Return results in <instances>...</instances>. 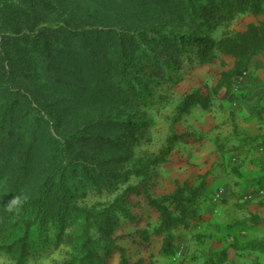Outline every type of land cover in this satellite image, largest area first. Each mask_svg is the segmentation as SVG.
<instances>
[{
  "label": "rangeland",
  "instance_id": "rangeland-1",
  "mask_svg": "<svg viewBox=\"0 0 264 264\" xmlns=\"http://www.w3.org/2000/svg\"><path fill=\"white\" fill-rule=\"evenodd\" d=\"M47 1L56 8L57 14L76 19L83 25L103 20L118 29L128 26V23L114 19L118 17V12L106 10V0ZM46 13L51 19L56 17L54 13ZM143 16L135 17L131 24L140 28L156 26L167 35L194 34L187 26L181 28L179 20L163 21L153 14ZM260 19L264 17L235 15L231 21L220 23L209 34L219 40L242 31L248 23H256ZM63 24H66V20L64 23L58 21L56 26ZM222 61L231 65V60L218 52L215 65L208 67L199 64L192 53L179 51L172 62L175 70L171 78L164 81L146 80L144 86L147 88L143 95L136 92L125 104L123 100H118L113 85L106 86L104 79L91 73V87L94 92L104 95L103 100L92 102L91 95L75 98L65 103V115L56 104L60 97L59 89H48L46 84L27 87L17 81L13 85L37 94L41 105L51 112L53 121H59V131L69 133L78 128L90 132L87 129L91 124L97 126L99 114L102 120H109L112 124L127 121L131 126L140 128V132L127 136L128 141L132 142L129 150L104 152L106 158L119 157L116 172L122 174L138 165L142 153L151 157L158 155L171 134L169 125L179 101L195 89L210 94L212 69H222ZM78 67H68L66 73H62L63 78L71 80L72 73L80 74L82 69ZM36 69L41 71V68ZM80 76L86 79V73ZM11 77L6 84L1 85L5 78L0 81V92L4 86L12 85ZM244 78L245 83L248 82L246 87L244 85L246 92L236 94L234 91L226 100L212 98V105L207 111L194 107L174 125L173 132L186 137L175 145L166 163L150 168L145 179L120 175L116 181L96 186L76 179L79 194L72 201L73 205L100 213L121 197L125 202L124 213L113 211L110 222L93 225L85 222L84 218L71 217L56 228L49 220L42 235L35 233L40 221L34 218L31 210H23L19 202L34 193L40 169L46 166L47 161L42 160L41 150L38 149L36 158L39 162L35 171L34 168L21 171L23 176L19 178L17 169L21 143L30 141L36 131L33 120L36 112L18 105L13 108L14 117L0 119V146L5 145L0 149V264L14 263L18 252L9 247L23 235L26 226L31 232L27 239L29 250L24 264H60L68 261L78 255L80 243L85 237L102 247H121L130 264L139 261L142 264H204L205 258L212 256V251L232 245L244 247L249 240L262 239L264 228L237 227L235 223L248 218L250 214L264 218V195L257 196L258 191L264 188V153L256 151L264 143V121L253 111L262 93L259 87L264 86V60L254 59ZM246 101L250 105L248 108ZM5 102L4 93H0V107ZM247 109L254 113L247 112ZM50 123L49 127H52ZM8 129L14 134L10 140L5 138ZM95 130L106 133V128ZM107 134L112 135L111 132ZM107 134L101 135L107 138ZM115 143L116 139L110 142L111 145ZM183 182L192 186L206 183L196 207L203 218L201 222H193L188 230L180 228L171 233L174 240L172 253L164 254L161 252V239L153 236L158 225L157 214L146 206L143 192L157 197L171 192ZM132 188L137 189L139 194L129 191ZM142 233L148 240L142 239ZM110 249L98 251L99 264H119L120 254ZM256 256L257 252L237 251L232 260L235 264H250Z\"/></svg>",
  "mask_w": 264,
  "mask_h": 264
},
{
  "label": "trees",
  "instance_id": "trees-1",
  "mask_svg": "<svg viewBox=\"0 0 264 264\" xmlns=\"http://www.w3.org/2000/svg\"><path fill=\"white\" fill-rule=\"evenodd\" d=\"M106 2V10L118 12V17L114 19L128 23L127 27L118 29L103 20L83 25V22L76 19L57 14L56 8L47 0H0V81L5 78L1 85L6 84L12 76V85L4 86L0 92L6 98V102L0 107V119L14 117L12 109L17 105L36 112L33 115L36 131L30 141H22L20 146L17 166L19 178L23 176L21 171L33 168L35 171L39 162L36 158L38 149L41 150L42 160L47 161L46 166L40 169L34 193L19 202L23 210H31L34 218L40 221L35 229V233L39 235L44 233L49 220L56 228L71 217L84 218L85 222L93 225L103 221L110 222L113 211L124 213L125 202L121 197L116 198L108 209L100 213L73 205L72 201L79 194L76 179L80 178L95 186L116 181L120 175L145 179L150 168L166 163L175 145L186 137L175 134L174 125L194 107L207 111L212 105V98L228 99L240 80L250 71L252 61L257 58L264 60V19L248 23L242 31L219 40L209 34L220 23L231 21L235 15L264 17V0ZM46 12L54 13L56 17L51 19ZM152 14L163 21L179 20L181 28L188 27L194 34L167 35L156 26L140 28L131 24L137 16L147 17ZM65 20L66 24L56 26L58 21L64 23ZM179 51L192 53L199 64L208 67L215 65L218 52L229 58L231 65L222 61V69H212L210 94H204L199 89L185 94L175 107L169 125L171 134L158 155L151 157L142 153L138 165L122 174L116 172L119 157L106 158L104 152L129 150L132 142L128 141L127 136L140 132V128L131 126L127 121L112 124L109 120H102V115L99 114L97 126L91 124L88 127L90 132L78 128L69 133L59 131V121H53L51 112L41 105L39 96L13 85L17 81L27 87L46 84L48 89H59L60 97L56 104L65 115V103L75 98L91 95L92 102L103 100L104 95L94 92L91 87V77L97 76L106 81V86L113 85L112 89L118 100H123L125 104L134 93L141 92L143 95L147 88L144 86L146 80L164 81L171 78L175 70L172 62ZM71 66H80V74L72 73L74 75H71V80L63 78L62 73L65 74ZM36 68H41V71ZM83 72L86 73V79L80 76ZM108 101L110 102L109 97ZM107 104L106 102L105 105ZM4 122L10 124L9 121ZM49 122L52 127H49ZM94 128H106V133L97 132ZM109 132L112 133L111 136H108ZM101 134H107V138ZM13 135L8 129L5 138L10 140ZM112 139H116L115 145L110 144ZM3 147L5 145L0 146V149ZM259 149L260 146L256 151L260 152ZM205 187V182L198 186L183 182L177 184L171 192L157 197L143 192L146 206L157 214L158 225L153 236L161 239L162 253H172L174 240L171 233L180 228L188 230L193 222H201L203 216L196 207ZM129 191L139 194L135 188ZM235 225L261 229L264 228V218L258 214H250ZM98 227L100 228L99 225ZM30 232V228L26 226L23 235L9 247L18 252L12 264L25 263ZM142 234V239L148 240L145 233ZM110 248L120 254L119 264H130L121 247H102L88 237L82 239L76 257L60 264H99L98 251H109ZM237 251L257 252L250 264H264V259H261L264 256V236L259 240L247 241L244 247L232 245L212 251V256L205 258L204 264H235L232 258ZM133 264L142 263L139 261Z\"/></svg>",
  "mask_w": 264,
  "mask_h": 264
},
{
  "label": "crops",
  "instance_id": "crops-1",
  "mask_svg": "<svg viewBox=\"0 0 264 264\" xmlns=\"http://www.w3.org/2000/svg\"><path fill=\"white\" fill-rule=\"evenodd\" d=\"M245 80H246V78H242L240 80V83H239L238 87L234 90L236 94L241 93V92H246V91H244V85L246 84L245 85V87H246L247 84H248V82L245 83ZM261 84H263V83H261ZM259 88L262 90V93L260 95V98L256 101V103L254 105V108H256V109H253V111L254 112L256 111V113L259 115V117L261 118V120L264 121V98L262 97L263 96L262 94H264V86L259 87ZM249 106L250 105L247 102L246 108H248ZM258 106H260L261 109ZM245 111L246 110L244 109L243 112H245ZM253 111L250 110V109H247V112H251L252 114L254 113ZM263 147H264V143L260 145V149H262ZM260 153L263 154L264 152H260ZM262 195H264V188L263 189H260V191H258V193H257V196H262Z\"/></svg>",
  "mask_w": 264,
  "mask_h": 264
},
{
  "label": "built area",
  "instance_id": "built-area-1",
  "mask_svg": "<svg viewBox=\"0 0 264 264\" xmlns=\"http://www.w3.org/2000/svg\"><path fill=\"white\" fill-rule=\"evenodd\" d=\"M260 152H264V147L262 149H259Z\"/></svg>",
  "mask_w": 264,
  "mask_h": 264
}]
</instances>
